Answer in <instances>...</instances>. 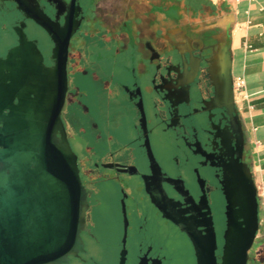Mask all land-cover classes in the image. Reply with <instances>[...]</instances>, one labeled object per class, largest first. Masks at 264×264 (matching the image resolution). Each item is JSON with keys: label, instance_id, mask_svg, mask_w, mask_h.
<instances>
[{"label": "crops", "instance_id": "crops-1", "mask_svg": "<svg viewBox=\"0 0 264 264\" xmlns=\"http://www.w3.org/2000/svg\"><path fill=\"white\" fill-rule=\"evenodd\" d=\"M210 2L213 10L205 6L192 10L186 0L127 3L125 48L82 53L77 58L75 75L89 77L99 96L92 103L78 101L90 92L82 89L84 81L74 85L70 103L76 106L75 116L87 124L75 120L71 138L94 141L86 143L85 151L89 156L105 153L106 159L110 153L128 148L137 136L142 113L154 128L160 121L170 126L182 123L189 117L192 103L195 113L200 103L205 112L223 111L229 118L224 130L217 126L216 136L225 149L219 167L224 171L225 165L239 159L252 180L260 218L252 249L264 250V0ZM237 79L245 81L241 93L233 88ZM139 92L142 100L136 104L129 95ZM104 93L108 101H103V107ZM125 118L129 128L123 125ZM70 129L66 127L68 132ZM130 132L129 142L117 143L118 135ZM172 183L180 189L177 182ZM173 204L174 210L186 215L180 204Z\"/></svg>", "mask_w": 264, "mask_h": 264}, {"label": "water", "instance_id": "water-1", "mask_svg": "<svg viewBox=\"0 0 264 264\" xmlns=\"http://www.w3.org/2000/svg\"><path fill=\"white\" fill-rule=\"evenodd\" d=\"M6 1L14 4L25 20L44 30L54 48L50 57L53 66L47 68L43 65L37 42L28 40L24 33L26 25L21 22L16 32L18 45L9 50L4 66L0 68V92L7 90L10 93L0 101V264H69L70 255L84 252L80 233L83 209L87 204L77 156L72 151L61 119L68 90L69 45L80 25L77 21L78 0L69 2L62 33L46 14L26 0ZM51 2L56 4V0ZM29 46L39 58L20 67L17 62L23 65V53L31 55L27 49ZM16 66L18 70L14 71ZM22 98L29 101V107L23 106ZM141 127L147 131L143 113ZM18 136L26 143L17 147ZM30 138L35 144L29 141ZM56 140H60L61 147ZM25 144L28 147L23 149ZM147 148L151 154L150 147ZM122 171L135 174L137 169L131 166ZM44 180L48 189L40 183ZM33 184L37 186L35 191L32 190ZM221 184L226 201V230L219 260L225 264L231 222L229 211L237 209L240 216L239 221L232 223L236 235L230 243L232 250L228 264H247L259 228L256 188L239 159L224 166ZM227 191L234 192L232 195L239 200L235 207L231 206ZM58 208L61 211L59 218ZM160 210L165 212L162 207ZM164 216L169 218L165 213ZM186 233L193 243L197 264H219L212 222L207 229V241L188 231ZM125 259L126 253L122 252L120 264H124Z\"/></svg>", "mask_w": 264, "mask_h": 264}, {"label": "flooded vegetation", "instance_id": "flooded-vegetation-1", "mask_svg": "<svg viewBox=\"0 0 264 264\" xmlns=\"http://www.w3.org/2000/svg\"><path fill=\"white\" fill-rule=\"evenodd\" d=\"M13 8L7 4L0 13V59H4L17 44L16 35L1 19L2 14L13 13ZM16 19L19 23L24 18L17 14ZM26 23L25 32L29 39L39 41L30 37L33 23ZM38 46L45 63L51 65L50 53L40 41ZM129 96L136 104L142 100L140 92L137 96ZM198 106L199 111L195 113V103H192L189 117L173 126L160 121L152 128L146 115V132L139 125L137 136L129 142L128 148L110 153L104 161L93 166L89 164V158L78 157L82 185L87 192V206L82 214L85 225L80 233L85 251L77 256L70 255L69 264H120L122 252L126 253L124 264H171L165 247L172 235L184 240L191 253L190 264H197L194 246L186 231H197L193 234L201 236L206 227H191L180 222L173 203L180 204L183 210L191 209L185 213L187 217L194 213L201 221L210 218L216 234V256L220 258L226 230V201L219 162L225 149L216 135L218 129L227 127L228 119L223 111L205 112L201 103ZM158 118H161L160 114ZM154 139L159 146L157 151ZM134 145L137 152L134 155L129 153L123 159L122 154ZM131 166L137 169L135 174L122 171ZM86 171L88 174L84 173ZM103 183L109 185L108 191L102 189ZM103 191L107 192L108 198L103 199ZM161 207L169 218L164 216ZM101 220H105L104 232ZM158 225L167 230L164 238L154 231Z\"/></svg>", "mask_w": 264, "mask_h": 264}, {"label": "rangeland", "instance_id": "rangeland-1", "mask_svg": "<svg viewBox=\"0 0 264 264\" xmlns=\"http://www.w3.org/2000/svg\"><path fill=\"white\" fill-rule=\"evenodd\" d=\"M26 1L29 3V5H31L33 7H38L41 12L46 14L49 17V19L52 22H54V24H56L57 29L61 33L64 31L65 16H66V12H67V8L69 6L70 0H56V4L51 2L54 0H51V1L50 0H26ZM132 1H134V0H79L78 1L79 11H78V16H77V21H79L80 25H79L78 29L76 30V32L74 33V35L71 39L70 45H69V53H68V60H67L68 90H67V94H66L65 105H64L62 112H61V119L63 121L65 129L68 126H71L70 132H68L66 130V134H67L69 144L72 148V151H74L77 154V164H78L79 158L80 159L89 158V164L91 166H93L94 163L101 162V160L104 161L105 156H106L105 153H102V154H104V156L103 155L89 156V154L85 151V147L87 146L88 143L93 144L94 141H92V140H90V141H77L76 140L75 141V140H72V138H71L72 135L74 134L73 130H72V125L74 124L75 120L78 122L80 120L85 121L84 123L87 124L85 119L83 120V119H80L79 116L78 117L75 116L76 106H75V104L72 105L70 103V101L74 95L73 94L74 92H72V91H75L74 85L77 82L80 83V82L84 81V84H82V85L80 84L82 86V89L83 88L89 89V92H90V95H88L89 97L81 95L80 98H78V101L80 100V101L85 102V103H88V102L92 103L94 101V99H97V97L99 96L98 94L95 95V91L92 90L93 87L90 83L91 79L89 77L88 78L87 77H81V76H79V74L75 75V70L78 68L77 63L79 61L77 58L79 57V54H82V53L118 52V51H122V48H125V46H126V41H125L126 40V37H125L126 33L125 32L126 31H125V27H124V20H125L126 13H125V7L124 6L127 3L132 2ZM7 4H9L11 6L13 5V7H14L12 10L13 13L2 14L1 19L8 23V26L11 28V30L13 31V33L17 37L16 32L18 31L17 29L21 27L20 26L21 22H24L26 25V28H27L26 21H30V20L23 19L21 22L18 23V21H16L17 20L16 18H17V14H20V13L15 10L14 4H12L11 2H8L6 0H0V13H1V11H4L2 9L5 5L7 6ZM30 22H32V21H30ZM1 24L2 23L0 21V25ZM3 26H4L3 29L6 28L4 24H3ZM30 27H31L30 37H34V38L39 39L40 44L43 45V48L47 52L50 53L49 62L51 65L48 66L45 63V58H44V56H43V54L40 51L39 46H38L39 41L29 39L28 34L25 32L26 28L24 29L25 35L27 36L28 40L37 42V47L43 56V65L47 68H51L53 66V63H52L50 57L52 54V49L54 48L53 43L51 42V40H50L49 36L46 34V32L44 30H42L40 27L36 26L34 23ZM17 45H18V37H17V44L14 47H16ZM6 57H7V55H6ZM6 57L4 59H0V60H5ZM83 63H85V61H83ZM100 84H101V82L97 83V85H100ZM233 88H234V86H233ZM94 89H96V88H94ZM4 93H5L4 91L0 92V101L5 99V96L3 95ZM105 96L106 95L104 93V95H102V101H100V102L103 103V101H104V103H105V101L107 100V99L105 100ZM109 99H111V103H113V106H114L115 105L114 104L115 99L112 97ZM67 101L69 103H67ZM104 103H103V107H104ZM123 107H124V105H123ZM128 111L130 112L131 110L129 109ZM127 120L129 123L131 122V121H129L128 118H127ZM125 121H126V118L124 119L123 125H125V127L129 128L128 124H125ZM0 127H2V126L0 125ZM129 130L131 131V129H129ZM130 135H131V132H130V134L129 133L128 134L122 133V136L118 135L119 141H117V143L123 144V143L129 142V140H130L129 138L131 137ZM153 142H154L155 149L157 148L156 149V151H157L159 146L157 143H155L156 142L155 139L153 140ZM115 146H116V144L114 143L112 148L114 149ZM136 152H137L136 146L135 145L131 146V147H129V149L125 153L122 154V158L126 159L129 153L134 155ZM83 168H84V165H83ZM78 170H79V176H80L79 166H78ZM84 173L88 174L87 171ZM80 179H81V177H80ZM81 183H82V179H81ZM101 186H102L103 190L108 191L107 190L109 188L108 184L103 183V184H101ZM106 191L102 192L103 199H105L106 197L108 198V194ZM257 200H258V198H257ZM86 206H87V204H86ZM258 217H259V202H258ZM100 218H102V217H100ZM100 222H101L102 232H104L105 220H104V222H102V220ZM258 224L260 227V218L258 220ZM84 225H85V220L83 217V226ZM155 228H154L155 229L154 231L158 234V236L164 238L167 230H165L163 227H160L159 225L156 226ZM258 230H259V228H258ZM169 233L172 235L171 231H169ZM193 233L196 234L197 231H194ZM256 235H257V233H256ZM168 239H169L168 243L166 244V247H165V249H166L165 253L171 258V264H190V261H191L190 254L191 253L189 252L187 245L184 243V240L178 235H176V236L172 235L171 238L169 237ZM83 248H84V245H83ZM81 253H83V252H81ZM194 254H195V251H194ZM218 259H220V258H218ZM219 264H221V262ZM247 264H264V250L255 251L251 248L249 253H248Z\"/></svg>", "mask_w": 264, "mask_h": 264}, {"label": "bare ground", "instance_id": "bare-ground-1", "mask_svg": "<svg viewBox=\"0 0 264 264\" xmlns=\"http://www.w3.org/2000/svg\"><path fill=\"white\" fill-rule=\"evenodd\" d=\"M27 49H29V51H31L30 53H31V55L28 53V54H24L23 53V55H22V60H24V62H23V65H22V63H18L17 62V65H19L20 67H23V66H26L27 64H29V63H32L33 62V60L34 59H38L39 58V54L33 49V48H30V46L27 48ZM28 51V52H29ZM12 57V56H11ZM11 57H10V59H11ZM29 62V63H28ZM4 64V60H0V68L2 67V66H4L3 65ZM14 69V71L15 70H18V66H16V67H14L13 68ZM4 96L5 97H7L10 93H9V91H7V90H4ZM21 102L22 103H24V105L23 106H30V103H29V101L26 99V98H22V100H21ZM21 115H23L22 113H21ZM36 128H35V130L37 129V126H35ZM29 141L31 142V143H34L35 144V140L34 139H32V138H30L29 139ZM23 143H26L25 141H22V138H21V136H18L17 137V139H16V142H15V145L18 147V146H21ZM56 143H57V145L59 146V147H61V142H60V140H56ZM25 146H27V144H25L24 145V148L23 149H25L26 147ZM28 147V146H27ZM18 161H20V159H18ZM21 162V161H20ZM20 166H22V168H24V165H21V163H20ZM1 167H2V165L0 164V170H1ZM39 167V165L37 164V168ZM38 170V169H37ZM42 185H44V189H48V183L46 182V180H44V181H41L40 182ZM37 189V186L36 185H32V190L33 191H35ZM234 192H231V191H227V194H228V199H229V201L231 202V206H234L235 207V205H237L239 202V200H237V199H235V197L232 195ZM43 200V196H41L40 197V201H42ZM178 204V203H177ZM191 209H189V210H185V212H187V211H190ZM193 210V209H192ZM175 211V214H176V217H177V219L180 221V222H186V223H188V224H190V226L191 227H193V226H203V227H206V230H205V234L204 235H201V237L205 240V241H207V239H208V237L206 236V234H207V229L209 228V225L211 224V220H210V218L209 219H206V220H200V219H198V217H197V215L196 214H194L193 213V215L192 216H190V217H187L186 215H184L183 213H179V211H178V209L177 210H174ZM61 213V211H60V209L58 208L57 209V217L59 218L60 216L59 215H61L60 214ZM239 213H238V210L237 209H235V212H230L229 211V218H230V227H229V230H228V232H227V240H228V247H227V249H226V255H225V264H228V260H229V257H230V253H231V246H230V243L232 242V240L235 238V235H236V232H235V228H234V226H233V224L232 223H234L235 221H239Z\"/></svg>", "mask_w": 264, "mask_h": 264}, {"label": "trees", "instance_id": "trees-1", "mask_svg": "<svg viewBox=\"0 0 264 264\" xmlns=\"http://www.w3.org/2000/svg\"><path fill=\"white\" fill-rule=\"evenodd\" d=\"M187 7L192 10H200V8L208 7L210 9H214L210 0H186Z\"/></svg>", "mask_w": 264, "mask_h": 264}, {"label": "built area", "instance_id": "built-area-1", "mask_svg": "<svg viewBox=\"0 0 264 264\" xmlns=\"http://www.w3.org/2000/svg\"><path fill=\"white\" fill-rule=\"evenodd\" d=\"M236 3H239L241 1H245V0H234ZM250 1V0H247ZM247 50L251 51L252 47L250 45H246ZM234 86V90L237 92H242L244 87H245V81L243 79H237L234 81L233 83Z\"/></svg>", "mask_w": 264, "mask_h": 264}]
</instances>
